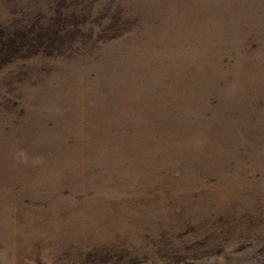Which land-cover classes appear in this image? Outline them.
Wrapping results in <instances>:
<instances>
[{
	"label": "rangeland",
	"instance_id": "rangeland-1",
	"mask_svg": "<svg viewBox=\"0 0 264 264\" xmlns=\"http://www.w3.org/2000/svg\"><path fill=\"white\" fill-rule=\"evenodd\" d=\"M0 264H264V0H0Z\"/></svg>",
	"mask_w": 264,
	"mask_h": 264
}]
</instances>
